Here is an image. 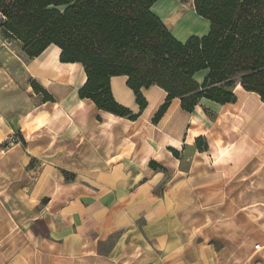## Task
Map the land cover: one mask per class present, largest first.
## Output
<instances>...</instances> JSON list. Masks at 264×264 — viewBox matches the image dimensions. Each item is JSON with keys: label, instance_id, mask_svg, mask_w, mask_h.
I'll return each mask as SVG.
<instances>
[{"label": "crops", "instance_id": "0c3cea01", "mask_svg": "<svg viewBox=\"0 0 264 264\" xmlns=\"http://www.w3.org/2000/svg\"><path fill=\"white\" fill-rule=\"evenodd\" d=\"M156 5L173 34L186 9ZM1 47L0 264H264L258 94L237 85L235 103L192 113L174 99L155 122L168 93L143 88L142 110L112 77L130 120L79 97L86 74L57 46L33 59Z\"/></svg>", "mask_w": 264, "mask_h": 264}, {"label": "trees", "instance_id": "16d2710c", "mask_svg": "<svg viewBox=\"0 0 264 264\" xmlns=\"http://www.w3.org/2000/svg\"><path fill=\"white\" fill-rule=\"evenodd\" d=\"M158 1L0 0V34L29 59L57 46L62 63H78L86 74L79 97L130 120L138 115L115 101L112 77L129 78L142 110L143 88L158 86L168 93L155 122L174 99L190 113L203 99L235 103L237 85L264 102V0H191L210 30L184 42L152 11ZM198 149H207L205 140L198 139Z\"/></svg>", "mask_w": 264, "mask_h": 264}, {"label": "rangeland", "instance_id": "374dc122", "mask_svg": "<svg viewBox=\"0 0 264 264\" xmlns=\"http://www.w3.org/2000/svg\"><path fill=\"white\" fill-rule=\"evenodd\" d=\"M177 4L182 5V7L186 9L183 19L175 28H173V34L178 40L184 42L190 36H200L201 34L203 35L209 29V22L195 13L191 0H159L156 5V11L158 12L159 9L168 11L169 8L172 9L174 5ZM0 41H3L6 45H8L9 50L12 51V54H22L21 46L19 44L15 42L5 41L1 34ZM2 49L3 47L0 48V50ZM255 245L260 246V242H256Z\"/></svg>", "mask_w": 264, "mask_h": 264}, {"label": "built area", "instance_id": "2783aa9c", "mask_svg": "<svg viewBox=\"0 0 264 264\" xmlns=\"http://www.w3.org/2000/svg\"><path fill=\"white\" fill-rule=\"evenodd\" d=\"M256 248H259V246L257 245Z\"/></svg>", "mask_w": 264, "mask_h": 264}]
</instances>
